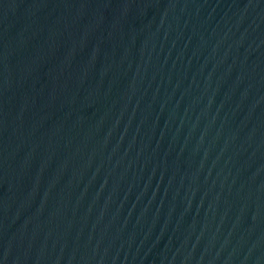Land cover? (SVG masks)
<instances>
[{
	"label": "water",
	"instance_id": "obj_1",
	"mask_svg": "<svg viewBox=\"0 0 264 264\" xmlns=\"http://www.w3.org/2000/svg\"><path fill=\"white\" fill-rule=\"evenodd\" d=\"M0 264H264V0H0Z\"/></svg>",
	"mask_w": 264,
	"mask_h": 264
}]
</instances>
